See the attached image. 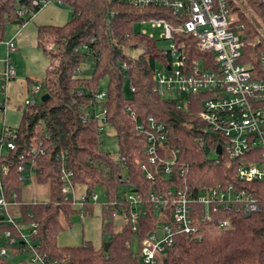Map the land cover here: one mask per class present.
Returning <instances> with one entry per match:
<instances>
[{
    "label": "trees",
    "instance_id": "obj_1",
    "mask_svg": "<svg viewBox=\"0 0 264 264\" xmlns=\"http://www.w3.org/2000/svg\"><path fill=\"white\" fill-rule=\"evenodd\" d=\"M41 1L69 7L72 17L64 26L37 28V46L50 59L44 79V95L49 99L25 106L19 127L8 129L14 149L6 147L7 153L0 157V165L8 168L7 174L1 175L6 200L19 204L13 208V215L21 216L26 224H39L31 239L40 253L52 264H143L142 241L162 226L176 230V193L187 187L195 200L221 185L251 194L259 211L245 216L234 205L221 203L207 213L193 202L190 208L196 232L175 234L173 246L158 257L157 263L264 264V183H245L238 177L239 166L259 160L261 150L253 147L242 157L230 159L225 136L201 118L208 94L165 99L156 91L157 72L168 69L173 59L158 47L157 40L137 33L136 26L155 18L174 22L170 13L155 7L139 9L118 0H0V43L9 25L23 27L43 10ZM226 1L231 11L241 10L236 0ZM242 2L254 18L247 12L240 14L236 30L244 42L241 63H251V70L261 74L264 5L262 0ZM176 39L177 45L185 44L188 64L198 62L204 70L217 68L213 55L200 53L193 38L176 35ZM105 80L108 88L102 91ZM34 84L29 80L30 94ZM95 111L105 112L106 122L98 120ZM149 119L163 125L168 136L159 149L161 160L155 164L146 154ZM105 126L116 132L118 160L102 150ZM218 147H222L221 155L217 154ZM144 165L152 174L150 179L142 169ZM168 165L169 174L165 171ZM21 167L25 171H20ZM30 171L38 184L49 186L48 200H23L25 177ZM63 172L71 175L74 187L84 188L85 216L93 213L96 204L91 197L99 189L105 191L104 236L111 243L107 252L104 245L96 249L92 243L58 245L64 225L72 226V219L81 212L63 192ZM171 191L172 196L168 195ZM129 195L140 203L134 206ZM154 196L163 199L157 202ZM116 212L138 213L136 229L122 221L116 227ZM229 220L232 228L221 229L219 224ZM9 229L12 226L7 222L0 224L2 245V233ZM17 250L10 252L19 255ZM0 264L16 263L0 257Z\"/></svg>",
    "mask_w": 264,
    "mask_h": 264
},
{
    "label": "built area",
    "instance_id": "obj_2",
    "mask_svg": "<svg viewBox=\"0 0 264 264\" xmlns=\"http://www.w3.org/2000/svg\"><path fill=\"white\" fill-rule=\"evenodd\" d=\"M139 9L155 7L167 10L173 21L165 18H155L145 22L153 29L163 30L162 38L169 41L165 55L173 59L168 69L159 70L156 74L157 92L165 99H172L174 93L180 96H198L208 94L209 97L203 101V112L201 118L208 123L215 132L222 133L227 139L226 153L229 158L235 160L245 155L251 148L261 150V158L255 162L246 163L238 168V177L242 182L264 183V68L261 74L251 69H246L243 60L244 42L236 30L240 22V15L231 11L226 0H118ZM264 5V0H262ZM44 7L50 3L41 1ZM22 15V12H20ZM26 25V24H25ZM146 35V32L143 33ZM177 36H189L196 42L200 53H209L217 68L204 70L200 63L188 64L186 47L184 43L177 45ZM150 38L155 37L153 35ZM183 41V40H182ZM9 50L15 49L14 41L8 43ZM0 76L5 82L14 80L17 76L16 67L11 62L10 55L4 61V69L0 64ZM46 83L39 82L32 86L31 95L38 96L45 91ZM104 95L99 98L102 99ZM36 102L29 100L26 106H34ZM94 116L101 122H106L105 112L95 111ZM150 130L147 131L146 154L149 162L155 164L159 157L160 147L167 142L166 128L149 119ZM144 131L143 126L138 127ZM12 134L4 130L0 139V157L7 153L6 147L14 149L13 142L9 141ZM36 152V151H35ZM177 152H174V160ZM174 161H172L173 163ZM147 178L152 174L146 165L142 166ZM20 171H25L21 167ZM169 174V165L166 168ZM8 168L5 164L0 165V224L4 221L12 226V229L2 233L0 243V257H8L12 249L17 248L19 255L30 254V264H52L45 255L41 254L38 247L31 239V233L36 234L39 224L32 222L26 224L21 216L13 215V208L18 203H10L6 200L2 174H7ZM65 187L63 192L70 199L74 207L81 210L80 217L84 219L83 207L87 201L86 194L79 199L76 197V187L72 184L71 175L63 172ZM28 181H33V172L26 176ZM171 191L168 195L172 196ZM173 201V218L176 230L170 226H162L142 241L141 260L143 264H158V257L164 254L174 244L177 233H194L196 227L193 224L192 210L193 202L202 205L208 213L211 207L221 203L234 205L237 212L245 216H251L259 211L256 199L243 190L235 191L233 186L208 190L192 199L189 189H180ZM163 198L153 197L159 202ZM100 198L94 194L91 201L98 203ZM128 200L136 206L140 200L133 195ZM38 200H34L37 203ZM106 205V204H103ZM138 213L133 212L121 214L116 212L113 218H119L125 224H132L133 229L138 220ZM223 230L232 228L231 221H222L219 224ZM161 232V237L158 235Z\"/></svg>",
    "mask_w": 264,
    "mask_h": 264
},
{
    "label": "rangeland",
    "instance_id": "obj_3",
    "mask_svg": "<svg viewBox=\"0 0 264 264\" xmlns=\"http://www.w3.org/2000/svg\"><path fill=\"white\" fill-rule=\"evenodd\" d=\"M241 6V10L237 11L240 14L247 12L250 18H254L251 10L245 8L242 0H236ZM72 17V11L69 7L59 3H50L43 8L32 20L21 27L18 24H12L7 27L4 40L0 43V64L4 69V61L10 55L12 64L16 67L17 76L14 80L5 82L0 76V135L4 130L9 128H17L20 125L22 112L29 100L36 103L41 102L43 94L33 96L28 91V82L32 80L35 83L43 82L47 69L50 66V59L37 46V28L39 26H64ZM264 31V28L262 29ZM136 32L147 36L153 35L158 41V47L163 51H167L169 41L164 40L161 36L163 30L153 29L149 24H138ZM14 41L15 49L9 50L8 43ZM243 61V60H242ZM246 61V60H244ZM246 69H251L252 65L249 62H242ZM108 81L105 80L101 84V90L106 91ZM45 91H43L44 93ZM180 96L174 93L171 98ZM102 150L109 154L114 160H118L120 150L118 139L115 130L110 126H105L103 133ZM49 186L40 185L33 181H27L24 185L22 196L23 200L29 201H46L49 198ZM77 198L84 195V188L77 187L75 191ZM104 190H97L96 195L100 198L95 204L93 213L81 219L80 215L72 219V226L64 225V230L58 238L60 247L80 246L84 243H92L96 249H100L108 240L104 236V215L103 204ZM78 209V207H75ZM116 227L121 225V220L116 219ZM134 251L138 250L137 241H133ZM8 258L16 264H30L31 255H13L9 253Z\"/></svg>",
    "mask_w": 264,
    "mask_h": 264
},
{
    "label": "water",
    "instance_id": "obj_4",
    "mask_svg": "<svg viewBox=\"0 0 264 264\" xmlns=\"http://www.w3.org/2000/svg\"><path fill=\"white\" fill-rule=\"evenodd\" d=\"M48 99H49V95H44L42 97V102H46ZM217 154L218 155H221L222 154V147H218ZM158 235L161 237L162 233L161 232H158ZM110 246H111V243L110 242L104 243V250H105V252L108 251V249H109Z\"/></svg>",
    "mask_w": 264,
    "mask_h": 264
},
{
    "label": "bare ground",
    "instance_id": "obj_5",
    "mask_svg": "<svg viewBox=\"0 0 264 264\" xmlns=\"http://www.w3.org/2000/svg\"><path fill=\"white\" fill-rule=\"evenodd\" d=\"M65 171V170H64ZM16 203H18V202H16Z\"/></svg>",
    "mask_w": 264,
    "mask_h": 264
}]
</instances>
